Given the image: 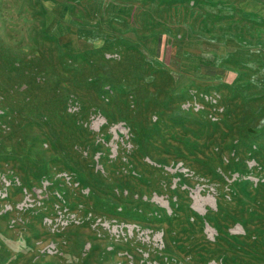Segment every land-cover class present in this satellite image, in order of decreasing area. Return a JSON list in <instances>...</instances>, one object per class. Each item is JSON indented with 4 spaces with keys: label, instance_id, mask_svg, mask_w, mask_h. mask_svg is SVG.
<instances>
[{
    "label": "rangeland",
    "instance_id": "obj_1",
    "mask_svg": "<svg viewBox=\"0 0 264 264\" xmlns=\"http://www.w3.org/2000/svg\"><path fill=\"white\" fill-rule=\"evenodd\" d=\"M0 264H264V0H0Z\"/></svg>",
    "mask_w": 264,
    "mask_h": 264
}]
</instances>
